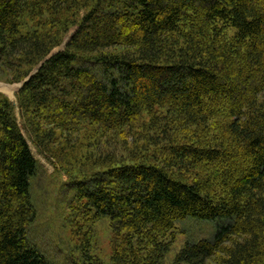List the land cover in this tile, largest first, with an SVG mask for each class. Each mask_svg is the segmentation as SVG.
<instances>
[{
    "label": "trees",
    "instance_id": "1",
    "mask_svg": "<svg viewBox=\"0 0 264 264\" xmlns=\"http://www.w3.org/2000/svg\"><path fill=\"white\" fill-rule=\"evenodd\" d=\"M0 65L32 74L17 105L0 93V264H52L27 238L29 142L69 174L91 161L70 178L91 264H264V0H0ZM80 132L94 150L70 154ZM189 216L217 232L167 263Z\"/></svg>",
    "mask_w": 264,
    "mask_h": 264
},
{
    "label": "rangeland",
    "instance_id": "2",
    "mask_svg": "<svg viewBox=\"0 0 264 264\" xmlns=\"http://www.w3.org/2000/svg\"><path fill=\"white\" fill-rule=\"evenodd\" d=\"M119 27L121 26L119 25ZM74 31L72 30L68 34L65 42ZM65 42L61 46H65ZM15 69L16 67L9 69L0 65V93L17 105L18 90L29 79L30 75L24 81L15 80V78H19ZM76 85L80 89L86 86L83 81L76 83ZM90 93L89 91L88 94L87 92L83 94L89 96ZM59 109V106L55 105L47 111L54 113ZM58 113L64 115L61 111ZM16 114L17 116L20 115L18 109ZM23 133L26 136V133ZM93 139L94 136H89V132H80L70 136L68 141H62L68 146L70 154H76V151L79 150L84 152L94 150L93 147H89L91 142H96L97 138ZM29 143L39 162L38 171L31 180V197L37 215L35 220L27 226V238L30 244L37 246L52 264H91L92 260L83 255L86 248L81 241L83 234L88 230L86 227L90 226H86L84 231H75L76 226H79V223H76L80 217L70 207V197L74 195V190H70L74 186L71 184L70 178L79 177L81 169L85 171L90 169L91 161H86L83 166L75 164V161H70L71 166L65 165L72 170V174H69L63 167L59 166V163L40 154L36 147L31 142ZM65 148L67 149V147ZM89 186L92 188L91 184ZM217 227V222L191 216L178 220L173 230L174 242L167 253L166 262L171 263L187 243L197 242L201 239H212L217 232ZM92 228L90 236H88L91 242L89 251L94 256L109 262L116 234L108 219L95 222Z\"/></svg>",
    "mask_w": 264,
    "mask_h": 264
},
{
    "label": "water",
    "instance_id": "3",
    "mask_svg": "<svg viewBox=\"0 0 264 264\" xmlns=\"http://www.w3.org/2000/svg\"><path fill=\"white\" fill-rule=\"evenodd\" d=\"M38 69H39V67H37V68L34 70V72H36ZM34 72H33V73H34Z\"/></svg>",
    "mask_w": 264,
    "mask_h": 264
},
{
    "label": "bare ground",
    "instance_id": "4",
    "mask_svg": "<svg viewBox=\"0 0 264 264\" xmlns=\"http://www.w3.org/2000/svg\"><path fill=\"white\" fill-rule=\"evenodd\" d=\"M31 77V75L29 76V78ZM246 81V80H245ZM101 186V185H100Z\"/></svg>",
    "mask_w": 264,
    "mask_h": 264
}]
</instances>
